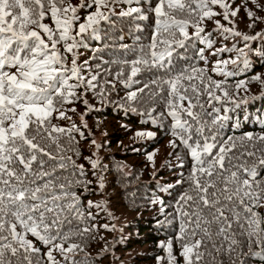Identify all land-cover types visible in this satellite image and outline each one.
Here are the masks:
<instances>
[{
    "label": "snow or ice",
    "instance_id": "1",
    "mask_svg": "<svg viewBox=\"0 0 264 264\" xmlns=\"http://www.w3.org/2000/svg\"><path fill=\"white\" fill-rule=\"evenodd\" d=\"M121 3L129 7L117 12ZM133 3L134 0H80L79 5H73L71 0H0V264H60L54 253L63 257L65 264H77L74 257L85 252L83 243L76 241L85 240L98 227L88 226V221L95 219L90 209L106 210L103 201L89 200L86 209L82 201V194L92 191V181L84 164L77 163L81 155L77 135L86 140L91 130L86 135L75 122L66 128L53 120L72 121L68 112L76 109L65 106L98 87V73L85 77L77 64V49L87 47L85 36L97 38L103 24H112L114 16L148 20L147 12L155 17L151 42L136 59L122 61L130 65V74L123 83L125 87L138 83L134 78L145 70L165 72L129 92L127 100L129 107L142 95L163 102L164 111L158 116L152 115L155 108L146 114L153 124L170 117V135L174 139L169 146L175 150L178 140L191 157L188 188L175 204L179 256L183 264H208L209 257L216 260L215 254H226L232 264H247L244 257L264 261V213L260 211L264 209V146H258L264 145V134L247 133L238 138L239 145L237 138L221 137V121L227 117L217 116L209 126L203 118L201 97L207 95L209 104L222 99L231 101L228 90L221 82L206 78L204 69L190 67L174 72L172 63L176 48L186 47L193 39L212 48L211 33H206L203 26L206 20H212L214 30L225 39L240 37L245 47L250 40L264 39V31L254 36L237 31L233 19L243 8L251 21L248 27L253 28L257 21H264L257 15L264 12V0H241L239 5L236 0H157L155 6L147 0V12ZM135 3L141 4V0ZM93 6L95 11L78 23L79 10ZM49 16L54 27L44 22ZM217 16L232 27L214 20ZM189 27L194 30L191 35ZM224 51L228 49H217L212 55ZM235 51L236 59L218 61L213 71L230 75L220 65L236 64L244 49ZM203 52L200 49V58L207 63ZM123 75L121 68L116 78ZM252 80L264 84L259 75ZM243 83L237 85V90ZM81 88L83 92L77 91ZM95 94L103 102L105 89L100 87ZM83 103L93 110L87 99ZM86 115L87 112L80 115L83 128L88 127ZM136 135L152 137L153 133ZM91 145L98 151L95 139ZM97 151L84 159L103 191ZM154 156L151 153L147 159L153 161ZM178 166L183 168V162ZM184 182L181 173L176 184ZM108 214L111 216V212ZM74 221L79 223L74 225ZM103 228L112 231L115 225L105 224ZM36 242L47 251L42 253ZM160 247L167 253V264H180L171 239ZM156 259L161 264L164 257Z\"/></svg>",
    "mask_w": 264,
    "mask_h": 264
},
{
    "label": "trees",
    "instance_id": "2",
    "mask_svg": "<svg viewBox=\"0 0 264 264\" xmlns=\"http://www.w3.org/2000/svg\"><path fill=\"white\" fill-rule=\"evenodd\" d=\"M156 2V0H151L153 6ZM71 3L79 5L80 0H71ZM240 3L241 0H236V5ZM127 6H129L127 3H121L116 9ZM132 6H142L146 12L148 9L147 0H141V4H136L134 0ZM249 7H252V5L249 4ZM87 9H90V12L95 11L94 6L80 9L78 23H83L84 18L90 13L86 14ZM147 14L148 20L129 22L130 26L135 28L133 32L126 29L127 24L125 21L118 22L123 24L122 27L114 25L118 21L115 16L112 17V24H103L101 31L105 27H110L112 35L116 36V39L109 36L105 37L102 33H99L98 39L92 38L90 35L85 36L84 43L87 47L77 49V64L81 66L82 74L85 77L98 73V87L94 91H88L81 100L65 106L76 109L75 112H68V116L72 118V121L53 120V123L66 128L71 126V122H75L81 126V130L86 135L91 130V135L86 140H81L77 135V140H79L77 147L81 153L77 163L84 164L89 173L88 179L92 181L90 185L92 191L82 194V201L85 209L89 200L95 203L103 201L106 204V210L95 207L90 209L95 219L88 221V226L96 225L98 227L85 240L76 241L83 243L87 253V258H85V252H80L74 257L77 264H111L108 261L105 263L107 258L111 256L110 249L114 252L113 264H124L128 257L132 255L133 250L145 246L148 250H153V256L151 258L146 257L145 253L142 258L134 257L136 263L157 264L156 258L164 257L161 264H167V253L160 245L161 243H167L170 239L173 243L174 254L180 260V264H183V259L179 256L180 246L175 240L179 230V223L175 219V204L179 196L188 188L187 176L191 171V157L188 150L177 140L176 143L179 146L175 150L170 147V158L166 159L164 164L158 166L155 174L149 172L147 156L153 153L156 148L165 147L167 141L174 139L170 135L172 120L170 117H166L157 124H153L152 118L146 114L151 108H155V112L152 113L153 116H158L160 112L164 111V104L158 98L149 100L147 95H142L138 97L137 101L131 102L132 107H129L128 93L141 87L139 83L132 84L130 87H125L123 83L130 74V65H124L122 61L136 59L141 54V49L147 50V46L151 42L155 17L151 12H147ZM257 15L264 17V12H258ZM47 18L50 21V16ZM236 18L242 21L249 20L243 8H241ZM214 20H220L221 24L226 27L229 26L222 16H217ZM241 25L245 29L242 33L250 36L264 31V21H257L253 28H249L246 24ZM203 26L206 33H211L212 47L216 48L211 49L212 52L204 56L207 63L200 58V49L203 48L205 51L209 49L193 39L187 43L186 47L176 48L172 57L173 62H175L173 71L198 67L205 70L206 78L211 77L213 81L222 83V86L228 90L232 100L222 99L221 102L213 101L209 104L207 95L202 96L203 112L205 113L203 118L211 126L210 122L215 117L226 116L227 119L221 121L223 127L220 128V136L223 138L229 136L237 138L239 145L238 138L247 133H251L253 136L264 134V84L252 80L257 75L264 80V39L250 40L246 42L247 47H245V42L240 37L222 39L221 34L214 30L216 25L212 20H206ZM142 27L146 29L140 31ZM193 31L191 27L188 28L190 35ZM144 33L147 36L144 37ZM177 36H179V33H177ZM131 44H137L138 49H128ZM112 46H117V49L122 50L124 54L112 56L110 54L111 50L114 49ZM220 48H227L228 51L212 55ZM235 48L244 49V55L239 57L238 62L236 64L228 63L226 67L223 64L220 65L230 75L224 76L213 71L216 65L211 66L212 61L217 64L218 61L237 58L238 54ZM114 57H116V60H113ZM211 58H214V60L210 61ZM68 60L70 66L71 55H69ZM85 61H87L86 65ZM112 65L118 66L119 69L112 68ZM121 68L124 70V75L117 79L116 74ZM148 72L147 70L142 71L134 79L139 82L141 76H151ZM71 82L74 83L75 81ZM241 82L244 83L237 90V85ZM100 87L105 89L103 102L95 94L99 92ZM77 91L83 92L84 89L81 88ZM83 99L88 100V104L92 106L93 110H88L83 103ZM133 107L136 109L135 111L132 110ZM196 111L199 112L201 109L197 108ZM85 112H87L84 117L88 125L87 128H83L80 120V115ZM119 121L126 122V126L118 124ZM137 132H151L153 136L138 137ZM92 139H95L96 144L99 145L98 151L91 145ZM94 151H97L100 172L104 179L105 188L103 191L98 188L99 181L96 176L91 174L92 169L84 159L86 156H92ZM92 158L95 159L96 157ZM180 161L184 164L183 168L178 166ZM181 173L185 176V182L177 185L176 181L180 179ZM114 200L117 201V205L112 202ZM260 211L264 213V209ZM109 212H111V216H109ZM125 215H128V217L125 218ZM73 223L75 225L79 221ZM107 223L110 227L115 225L114 230L108 231L113 236L108 243L104 244L107 251L98 254L96 248L101 245L102 236L100 237V235L107 234L102 229L103 225ZM36 243L41 248L42 253L47 251L42 244ZM54 255L60 261V264H65L63 257L58 253H54ZM215 255L216 260L212 261L209 257L208 264H232V260L226 254L223 256ZM244 259H246L247 264H264V261H261L258 257H244Z\"/></svg>",
    "mask_w": 264,
    "mask_h": 264
},
{
    "label": "rangeland",
    "instance_id": "3",
    "mask_svg": "<svg viewBox=\"0 0 264 264\" xmlns=\"http://www.w3.org/2000/svg\"><path fill=\"white\" fill-rule=\"evenodd\" d=\"M157 1V0H156ZM127 7H129V6H127ZM127 7H121L120 9H116L117 10V12H119L122 8H124V9H126ZM86 14H88L89 12H90V9H87L86 11ZM84 18V17H83ZM117 19H118V21L117 22H115V24L114 25H116L117 27H122L123 26V24L122 23H118L119 21H125L126 22V29H130V31L131 32H133L134 31V29L135 28H132L131 26H130V24H129V22H131V21H134V20H131L130 18H124V19H120V18H118L117 17ZM233 19H235V21H236V24H235V28H236V30L237 31H239V32H243V31H245V29L243 28V26L241 25V24H246V26H248L249 24H250V21L248 20V21H242V20H238L237 18H233ZM140 21H143V20H140ZM46 24H48V25H50V26H52V27H54V25H52V21H51V19H50V21L48 20V18L46 17V19H45V21H44ZM228 27H232L231 25H229ZM121 29H124V28H121ZM146 28H143L142 27V29L140 30V31H143V30H145ZM125 30V29H124ZM100 33H102V34H104L105 35V37H111L112 39H116V36H113L112 35V29L110 28V27H105ZM145 36H147V35H145V33H144V37ZM221 37H223L222 39H225L224 38V36H222L221 35ZM96 39H98V38H96ZM100 40H102V39H100ZM103 41V40H102ZM106 41V40H105ZM225 41V40H224ZM137 44H131V45H129L128 46V49H130V48H135L134 50H137L138 48H137V46H136ZM131 46H133V47H131ZM112 48H114L113 50H111V52H110V54L112 55V56H117V55H120V54H124V52H122V50H120V49H117V46H112ZM209 49V48H208ZM212 50L213 49H216V48H214V47H212L211 48ZM211 49H209L208 51H205L204 50V52L203 53H205V55L204 56H206L208 53H211L212 52V50ZM159 50V49H158ZM176 51V50H175ZM113 60H116V57H114L113 58ZM210 61H212V60H214V58H211V59H209ZM172 63H173V68L175 67V62H173V58H172ZM216 65V62L215 61H212L211 62V66H215ZM112 68H117V69H119V67L118 66H114V65H112ZM148 73H150L151 74V76H147V75H144V76H141L142 78L140 79V81L138 82L139 83V86L140 87H143V85L145 84V83H148L151 79H152V77H155V76H157V75H160V76H162L163 74H165V72L164 71H156L155 69L154 70H152L151 72H148ZM251 91H253V90H251ZM67 108H71V106H68ZM109 122V121H108ZM118 124H120L121 126H126V122H124V121H119V123ZM167 143V145H165V147H158V148H156L155 150H154V152L153 153H155V156H154V158H153V161H149V163H148V165H149V172L151 173V174H155L156 172H157V170H158V166L159 165H162V164H164V162L166 161V159H168V158H170V146H169V141H167L166 142ZM113 203H114V205H117V201L116 200H114V201H112ZM125 218H127L128 217V215H125L124 216ZM107 225H108V223H107ZM105 232H107V234H101L100 235V237L102 236V241H101V245H99V246H97V253L98 254H102V252H103V250L105 249V247H104V244H106V243H108L109 241H110V239H111V237L113 236V234H110L109 232H108V230H105L104 228H102ZM109 253L111 254V256H109L108 258H107V260L105 261V263H107V261L108 262H110L111 264H113V256H114V252L110 249L109 250ZM146 253V257H149V258H151L152 256H153V250H148V248H147V246H145V247H143V248H138V249H136V250H133L132 251V255L130 256V257H128V260H126L125 261V263L124 264H139V263H136L135 262V260H134V257H138V258H142V256L144 255ZM109 254V255H110ZM130 258V259H129ZM140 264H145V263H140Z\"/></svg>",
    "mask_w": 264,
    "mask_h": 264
}]
</instances>
